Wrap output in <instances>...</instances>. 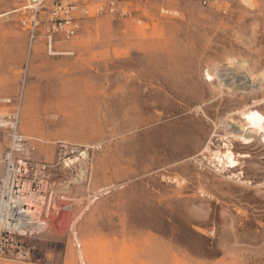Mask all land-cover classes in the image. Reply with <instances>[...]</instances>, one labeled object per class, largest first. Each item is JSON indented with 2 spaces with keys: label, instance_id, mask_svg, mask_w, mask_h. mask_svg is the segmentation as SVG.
I'll return each instance as SVG.
<instances>
[{
  "label": "rangeland",
  "instance_id": "1",
  "mask_svg": "<svg viewBox=\"0 0 264 264\" xmlns=\"http://www.w3.org/2000/svg\"><path fill=\"white\" fill-rule=\"evenodd\" d=\"M116 1L127 15L98 14L109 0H47L89 9L48 56L41 39L28 53V0H0V112L21 97L32 161L50 187L69 188L44 207L29 261L0 264H264V147L235 143L250 155L241 180L203 152L211 137L213 151L221 144L216 130L229 133L226 118L264 98L263 87L221 86L263 81L264 0ZM9 146L0 130V156ZM86 149L78 181L80 164L63 159Z\"/></svg>",
  "mask_w": 264,
  "mask_h": 264
},
{
  "label": "built area",
  "instance_id": "2",
  "mask_svg": "<svg viewBox=\"0 0 264 264\" xmlns=\"http://www.w3.org/2000/svg\"><path fill=\"white\" fill-rule=\"evenodd\" d=\"M46 1L28 0V5L21 9L28 11L21 20V26L28 35L29 55L39 39L43 40L48 56L62 54L57 51V43L74 40L80 32L81 19L89 15L87 6L59 3L47 6ZM208 2L210 0H203L204 4ZM78 11L81 15L76 14ZM105 12L127 15L120 10L116 0H109L106 8H97L98 14ZM21 101V97L15 99L12 112H0V130L10 137V146L0 156V219L3 222L0 228V259L28 262L32 252L27 246V239L37 233L46 224V220L41 219V214L37 215L38 220L32 222L19 216L21 208H24L19 201L34 202L40 191L43 197L48 198V204L44 205L46 216L50 215L53 203L42 190L43 182L47 183L44 179L47 166L32 161L30 155L35 148L32 141L20 132ZM6 102L12 104L10 99ZM173 183L179 181L174 179ZM58 213L59 211L56 214Z\"/></svg>",
  "mask_w": 264,
  "mask_h": 264
},
{
  "label": "bare ground",
  "instance_id": "3",
  "mask_svg": "<svg viewBox=\"0 0 264 264\" xmlns=\"http://www.w3.org/2000/svg\"><path fill=\"white\" fill-rule=\"evenodd\" d=\"M249 75L250 76H243V77L237 75L232 77L231 79L228 78V80L227 79L223 80L224 83L221 82V86L226 87L227 90L232 91L233 94L236 92L238 94H245V95L255 94L257 93L258 90H261L262 87L264 89V84L262 83L264 82V77L262 79L263 81H261V83L263 84L262 85L259 79H258L259 81L258 84H255L256 83L255 80H257V78L253 77L252 74ZM206 77L207 80L210 81L215 80V78L211 76L209 73L206 74ZM263 105H264V98L262 100L253 102L252 107L244 109L242 111H238L237 113L240 114V119H241V121L239 122L232 119L231 116L229 117L227 116L228 118H226L222 122V124H224V128L229 133L225 134L224 136H221L217 134V130H216V132H214L213 134V138L217 137L219 138V140H221V144L218 146V149L215 151L211 149L212 137L209 140V142L204 146L203 152L211 153V161L214 166V169L216 170V173H219L221 175L228 174L230 175V178L236 176V178H239L240 180L242 179V177L244 176V173L242 171L238 175L235 174V172L240 167L239 158L247 159L250 158V155L248 153H236L234 151L235 143L240 144L241 146L244 147V149H251L253 147L255 149L256 148L255 146L264 147V113L260 111V108ZM197 110L199 111L200 108H198ZM87 157H88V153L86 149L83 151H79V153H77L76 155L69 156L63 159V165L65 166V168L68 169L75 166L76 164H80L79 166L80 175L78 174L76 175L78 181L79 180L83 181L87 173L86 168L82 165V163L86 161ZM43 184L44 185L42 187V190L44 191V193L48 195L51 204L53 203L54 199H59L63 194H66L69 189L68 186H64L62 188H56L54 186L50 187V185H48V183L45 182H43ZM62 199H66V198L62 197ZM47 201L48 198L43 197L40 191L38 192L37 196L34 199L35 203L30 201L29 202L19 201L20 205L24 206V208H21L19 216L29 219L30 222L34 220H38L37 215L42 214L44 205L48 204ZM2 223L3 222L0 219V228L2 227Z\"/></svg>",
  "mask_w": 264,
  "mask_h": 264
}]
</instances>
